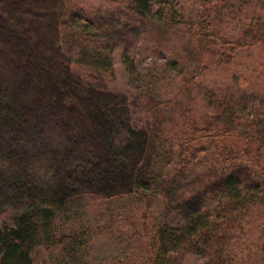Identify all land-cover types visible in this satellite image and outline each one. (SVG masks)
Wrapping results in <instances>:
<instances>
[{
    "label": "trees",
    "instance_id": "16d2710c",
    "mask_svg": "<svg viewBox=\"0 0 264 264\" xmlns=\"http://www.w3.org/2000/svg\"><path fill=\"white\" fill-rule=\"evenodd\" d=\"M105 1L98 21L84 23L72 0H0V216L10 212L0 223V264H42L46 256L86 264L89 235L76 217L89 202L125 208L154 198L174 222L143 217L137 245L136 230L117 214L126 211L101 210L121 217L109 225L116 234L124 226L117 237L129 244L119 264H180L185 252L207 264H258L264 95L239 76L219 86L195 80L215 56L230 60L264 45V0H197L187 12L178 0ZM17 20L24 27L9 28ZM174 30L183 31L186 51H167L179 58L165 71L179 78L183 100L150 93L135 102L107 88L115 50L142 44L160 53ZM126 64L135 72L132 59ZM34 93L48 101H31ZM190 97L205 104L204 119L189 122Z\"/></svg>",
    "mask_w": 264,
    "mask_h": 264
},
{
    "label": "rangeland",
    "instance_id": "374dc122",
    "mask_svg": "<svg viewBox=\"0 0 264 264\" xmlns=\"http://www.w3.org/2000/svg\"><path fill=\"white\" fill-rule=\"evenodd\" d=\"M174 1L177 2V0ZM178 1H180V5L183 6L186 12L187 10H191L192 8H199V5L195 3L197 0ZM72 3L77 10L75 12V15L80 18V20H83L84 23H96L98 21L97 16L101 13L100 10H102V8H108L109 4H107L105 0H72ZM1 5H4L2 1ZM253 10L254 9L252 6L249 10V14H251V11ZM227 23L229 22L224 19L223 24ZM8 24L9 28L14 30H18L19 27H24V24L22 22H18V20L9 21ZM112 27L109 26V29H107L106 32H113L114 29L117 28L114 24H112ZM33 28L34 30L40 31V26L36 22H33ZM182 32L183 31L177 32V30L172 31L165 41L168 49L164 48L160 53L149 51L145 47V45L142 44H140L136 49L115 50L112 55L114 73L111 76L108 75V78H105V84L107 88L117 93L128 95L135 102L147 101V96L150 95V93L153 96H163V98L166 100L178 98L180 100H183L186 96H183L179 93V78L177 77V75H174L173 72L166 73L165 71V65L167 64V62L176 61V59L179 58V55L175 56L174 58L167 51H179L181 53L186 51L183 45L180 46V43L182 41H185L183 39L185 35H183ZM161 40L162 39L159 36L158 41L161 42ZM220 51L230 53L228 50L224 49ZM221 53L223 54V52ZM71 55L72 57H74L75 54ZM127 58L132 59L135 63L136 70L133 73L129 72L128 70V66L126 64ZM74 68L75 70L79 69L80 71H84L77 66H74ZM84 74L81 73L83 78H87V82H91L89 80L90 73L85 71ZM50 75L53 77L55 76L54 73H50ZM237 76L246 79L247 82L244 85V87H246L245 89H248L250 91L262 92V94L264 95V45L250 47L247 50H239V52L233 55L230 60L225 59V57L220 58V56H215L213 61H211V65L209 66V70L207 71V73H205V75L200 74L195 81L203 79V81L210 86H219L220 84L226 82H235L238 78ZM55 94L57 93H51V95ZM38 95L39 94L34 93L28 95L27 97L31 101L37 103H46L48 101L44 97ZM190 100L193 101L194 99L190 97ZM183 104L184 103H182V105ZM190 104V110L192 111V113L188 115V117H190V123L199 118L204 119L206 114H208V110L206 109L205 104L200 98H197L196 101H193ZM184 110L189 111V109L183 106L182 111ZM181 126L182 123L179 122V126L176 127L178 129ZM176 127H174V129ZM124 202L125 200H123V203ZM132 202H136V200ZM132 202L129 204L124 203L125 208H123V206L121 207L122 203L115 206L112 205V207H105L102 206V203L100 202L92 201L89 202L86 208L80 213V215L76 217L78 225L84 228L85 233L89 235V239L87 240V251L85 258L86 264H119V259L122 256L121 248L125 245L121 244V242L118 240L117 235L123 232L124 226L121 228L119 233H114L117 231H114L112 227H109V225L113 222H116L115 219H118V221H120L119 219L121 217H127L126 220L130 222L129 227H131L129 228L130 234H136L137 232L136 238H134L132 241V245H137L138 242L141 241L142 228H144L143 225L147 220L149 222V225H163L166 222H174V217L172 218V220H168V218H166L167 210L164 207L163 200L154 198L142 199L140 200V202L137 201V203ZM102 209H116L117 211H115V213L126 211V215L124 216L117 213L121 217H117L116 215L114 216V218L110 217L108 219L107 214H113V212H101ZM9 217L10 212L7 214H2L0 216V223L9 221ZM143 217H146V219H148L145 220L143 219ZM251 221H253V225L251 226V230L253 231L258 223H256L257 219L255 218H252ZM254 235L256 236H254V238H250V241L252 240L254 241L255 245H259L258 243L260 241V235L259 233H254ZM127 246H129V244H127L125 247ZM261 254V259L259 258L258 264H264V255ZM181 257L183 259L180 264H207L204 258L193 255L192 253L185 252L181 255ZM42 264H62V261H55V263L51 261L50 263L49 257L46 256L42 261Z\"/></svg>",
    "mask_w": 264,
    "mask_h": 264
}]
</instances>
